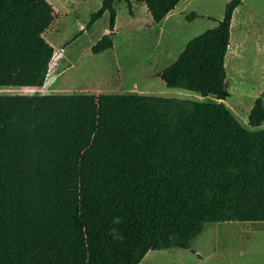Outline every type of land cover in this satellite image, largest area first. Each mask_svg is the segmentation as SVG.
Listing matches in <instances>:
<instances>
[{
	"label": "trees",
	"instance_id": "16d2710c",
	"mask_svg": "<svg viewBox=\"0 0 264 264\" xmlns=\"http://www.w3.org/2000/svg\"><path fill=\"white\" fill-rule=\"evenodd\" d=\"M109 29L91 51L114 47ZM132 14L131 0H125ZM155 23L182 0H139ZM231 0L160 76L201 101L139 93L0 95V264H140L190 249L212 222L264 221V90L249 124L225 103ZM193 11L188 22L198 18ZM57 20L48 0H0V86L42 87Z\"/></svg>",
	"mask_w": 264,
	"mask_h": 264
},
{
	"label": "rangeland",
	"instance_id": "374dc122",
	"mask_svg": "<svg viewBox=\"0 0 264 264\" xmlns=\"http://www.w3.org/2000/svg\"><path fill=\"white\" fill-rule=\"evenodd\" d=\"M48 1L56 11L57 20L44 34L55 48L47 82L42 87L0 86V95L140 92L150 80H157L155 75L161 68L176 59L185 42L214 28L213 21L223 18L225 7L231 0H182L175 12L179 16L166 23L168 29H177L167 51L163 45L155 48L160 26L147 27L149 23L142 2L133 0L137 19L130 26L126 1L116 0L114 7L118 14V28L113 36L114 48L99 54H94L91 47L111 32L109 11L89 29L84 28L103 0ZM245 1L235 10L232 43L226 56L225 87L228 98L225 103L244 127L253 129L249 124V114L264 90V48L260 51L254 48L264 44V0ZM194 9L212 17L200 18L192 24L193 21L188 22L186 16ZM176 23L180 25L177 27ZM166 92L169 94L164 97L215 100L211 96L203 97L180 88L166 87ZM217 225L223 228L216 229ZM212 238L217 241V260L220 264H264V221L207 223L193 243L199 248L204 241L210 243ZM186 251L183 248L155 250L153 254L156 255L149 261L182 264Z\"/></svg>",
	"mask_w": 264,
	"mask_h": 264
},
{
	"label": "crops",
	"instance_id": "0c3cea01",
	"mask_svg": "<svg viewBox=\"0 0 264 264\" xmlns=\"http://www.w3.org/2000/svg\"><path fill=\"white\" fill-rule=\"evenodd\" d=\"M103 2V1H102ZM132 2V10H133V13L131 14L130 13V26L135 22V20L137 19V16H136V11L134 9V2L133 0H131ZM182 2V1H181ZM180 2V3H181ZM246 1L245 0H242V3L241 5H243ZM179 3V4H180ZM144 8H145V14L147 16V27L150 26V28H153V26H160V29H159V36L157 38V41H156V47H161L162 45L164 46V50L167 51L168 50V43H170L172 40L175 39V31L177 30L175 27H172V28H167L166 26V23L171 20L173 17H176V16H179L176 12V9L178 8V5L166 16V18L160 22V23H155L150 12L148 11V8L146 6V4L142 3ZM102 5V4H101ZM195 12L198 13V18L194 19L192 24L194 23V21L200 19V18H203V17H207V18H211L212 16L209 15V14H204L203 12H199L198 9H194ZM222 18H219V19H215L213 21V23H215V26L217 25V21L220 20ZM234 19H235V12H234V15H233V19H232V24H231V41H230V45L227 49V52L229 50V48L231 47V43H232V29H233V22H234ZM151 23V24H150ZM178 25L180 24H177L176 23V26L178 27ZM214 26V27H215ZM118 28V14H117V18H116V24H115V28H114V32L116 34V30ZM86 30V29H84ZM197 30V29H196ZM45 34V33H44ZM166 40H165V39ZM190 41V40H189ZM185 42L186 44L183 45V48L180 50V52L178 53L177 57L179 56V54L183 51V49L186 47L187 43L189 42ZM92 48V47H91ZM114 48V47H113ZM254 48L257 50V51H260L264 48V44L262 45H255ZM55 55V54H54ZM176 57V58H177ZM171 64V63H170ZM169 64V65H170ZM165 67L161 68L155 75V77L157 78V80L154 82H148V85H146L145 87H142L140 92H133V93H139V94H145V95H149L150 93L151 94H155L156 96H165V95H168L169 93L166 92V87H168L166 85V83L164 82V80L161 78L160 76V73L161 71L164 69ZM169 88V87H168ZM52 90H55L52 88ZM107 93H112V92H107ZM216 229H219V228H223L221 225H217L215 227ZM254 228V227H253ZM195 240V239H194ZM193 240V241H194ZM192 241V246L190 249H186L188 251L184 252L183 253V257H182V264H220L219 261L217 260V253H218V250H217V246H216V240L215 239H211L209 242L210 243H207V241H204L200 246L199 248H196L194 243ZM155 250H150L146 256L144 257V259L142 260V262L140 264H155L154 262L150 263L149 260H151V257L153 258L154 255L156 254H153ZM178 258V257H177ZM169 258H166V260H168ZM148 260V263L146 262ZM178 261V259H177ZM146 262V263H145Z\"/></svg>",
	"mask_w": 264,
	"mask_h": 264
}]
</instances>
